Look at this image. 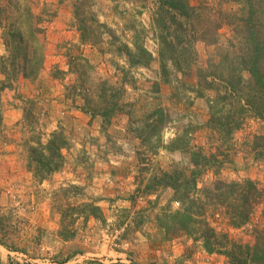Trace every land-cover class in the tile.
<instances>
[{
	"label": "rangeland",
	"instance_id": "374dc122",
	"mask_svg": "<svg viewBox=\"0 0 264 264\" xmlns=\"http://www.w3.org/2000/svg\"><path fill=\"white\" fill-rule=\"evenodd\" d=\"M24 1L42 19L45 59L36 79L18 76L2 94L0 264H230L226 250L208 252L173 217L189 213L191 203L154 186L164 173L195 172L198 190L218 179L252 181L261 195L246 225H230L224 208L208 207L206 220L231 242L254 247L264 229V162L245 143L264 124L248 115L230 142L212 135L208 100L216 93L198 96V71L220 57L218 45L201 39L203 18L162 12L160 0H85L83 16L104 26L93 43L81 39L74 14L80 0ZM215 1L189 0L204 18ZM219 35L225 47L230 29ZM164 38L177 49L174 57L189 60L183 71L167 52L162 57ZM126 46H142L152 58L133 66ZM8 55L0 27V57ZM86 98L101 109L107 100L128 106L104 119L86 112ZM157 109L162 121L150 116ZM57 131L70 146L62 168L41 181L28 169V149ZM86 204L99 215L86 219Z\"/></svg>",
	"mask_w": 264,
	"mask_h": 264
},
{
	"label": "trees",
	"instance_id": "16d2710c",
	"mask_svg": "<svg viewBox=\"0 0 264 264\" xmlns=\"http://www.w3.org/2000/svg\"><path fill=\"white\" fill-rule=\"evenodd\" d=\"M84 2L78 1L74 9L81 39L83 42L96 43L103 36L104 26L97 22L94 15L91 19L83 16ZM160 10L174 12L188 21H199L201 16L203 25L198 30L201 31V39L209 45H218L220 62L210 63L207 69L198 71V96H205V90L216 93L214 98L208 100V128L212 135L224 143L230 142L248 115L264 124V0H217L212 6V13L206 14L205 18L189 0H160ZM87 21H91V25ZM42 24V19L33 13L24 0H0V27L9 53L7 57H0V76L3 77L0 80V132L4 129L2 94L13 87L18 76L36 79L43 67L45 28ZM223 27L230 29L231 37L225 47H220L219 32ZM164 44L162 57L167 52L176 61L178 70L183 71L182 65L188 66L189 60L174 57L177 49L167 38H164ZM125 48L133 66L146 65L152 58L142 46L137 47V52L130 51L127 46ZM162 71L164 77L168 78L165 64ZM105 103L101 109L86 98V112L108 119L128 106L120 104L119 99L116 102L107 100ZM163 113L157 109L150 116L162 121ZM245 145L254 160L264 162V131ZM69 146L70 140L63 131L54 132L46 144L38 141L37 146L29 147L28 169L41 181L47 179L62 168V152ZM211 156L217 159V155ZM193 160L198 164L199 155L195 154ZM179 175L164 173L159 184L154 186L171 187L175 191V198L190 200L189 213L178 212L173 215L175 219L181 218L182 228L196 240H202L208 252L226 250L225 255L230 264H264V229L257 231L254 247L243 246L231 242L228 235L217 233L206 220L208 207L224 208L230 225H246L261 195L255 184L252 181L227 183L218 179L210 187L198 190L197 173L193 172L191 177L179 178ZM84 207L86 219L90 215L97 217L100 213V209L94 205L86 204ZM64 232L62 230L60 236L67 239ZM2 242L0 238V244ZM60 264H68V261Z\"/></svg>",
	"mask_w": 264,
	"mask_h": 264
},
{
	"label": "crops",
	"instance_id": "0c3cea01",
	"mask_svg": "<svg viewBox=\"0 0 264 264\" xmlns=\"http://www.w3.org/2000/svg\"><path fill=\"white\" fill-rule=\"evenodd\" d=\"M21 116V115H20Z\"/></svg>",
	"mask_w": 264,
	"mask_h": 264
}]
</instances>
